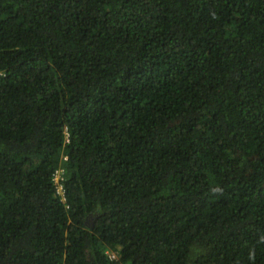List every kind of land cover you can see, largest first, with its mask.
<instances>
[{"label":"trees","instance_id":"16d2710c","mask_svg":"<svg viewBox=\"0 0 264 264\" xmlns=\"http://www.w3.org/2000/svg\"><path fill=\"white\" fill-rule=\"evenodd\" d=\"M0 264H264V0H0Z\"/></svg>","mask_w":264,"mask_h":264},{"label":"clouds","instance_id":"9594fccd","mask_svg":"<svg viewBox=\"0 0 264 264\" xmlns=\"http://www.w3.org/2000/svg\"><path fill=\"white\" fill-rule=\"evenodd\" d=\"M107 255L110 257V258H116V254H111L110 252L107 253Z\"/></svg>","mask_w":264,"mask_h":264},{"label":"built area","instance_id":"2783aa9c","mask_svg":"<svg viewBox=\"0 0 264 264\" xmlns=\"http://www.w3.org/2000/svg\"><path fill=\"white\" fill-rule=\"evenodd\" d=\"M59 181V179H57Z\"/></svg>","mask_w":264,"mask_h":264}]
</instances>
